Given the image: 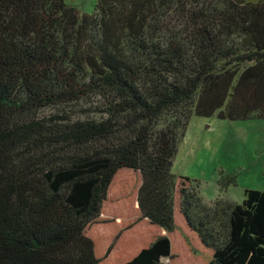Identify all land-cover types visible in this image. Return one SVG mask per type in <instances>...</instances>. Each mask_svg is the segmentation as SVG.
Here are the masks:
<instances>
[{
    "label": "trees",
    "instance_id": "trees-1",
    "mask_svg": "<svg viewBox=\"0 0 264 264\" xmlns=\"http://www.w3.org/2000/svg\"><path fill=\"white\" fill-rule=\"evenodd\" d=\"M193 116L264 120V0H0V264H164L176 220L208 264H264V192L172 173Z\"/></svg>",
    "mask_w": 264,
    "mask_h": 264
},
{
    "label": "rangeland",
    "instance_id": "rangeland-1",
    "mask_svg": "<svg viewBox=\"0 0 264 264\" xmlns=\"http://www.w3.org/2000/svg\"><path fill=\"white\" fill-rule=\"evenodd\" d=\"M97 1L65 0V3L80 15H91ZM101 104L100 97L91 95L70 111L93 114L94 107ZM172 173L188 178L191 189L206 204L219 199L241 204L246 190L264 192V120L228 121L215 116H193L178 146ZM231 178H235V185L224 186ZM169 238L174 258L172 262L164 259V264H187L190 259L195 264H208L207 254L197 240L185 238L178 220Z\"/></svg>",
    "mask_w": 264,
    "mask_h": 264
}]
</instances>
